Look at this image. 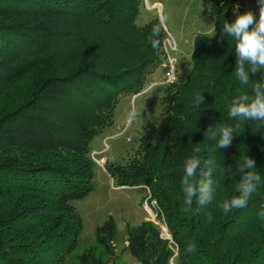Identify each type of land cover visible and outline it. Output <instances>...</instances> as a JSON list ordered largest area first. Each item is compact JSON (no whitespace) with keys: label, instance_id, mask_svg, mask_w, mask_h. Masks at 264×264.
Here are the masks:
<instances>
[{"label":"trees","instance_id":"1","mask_svg":"<svg viewBox=\"0 0 264 264\" xmlns=\"http://www.w3.org/2000/svg\"><path fill=\"white\" fill-rule=\"evenodd\" d=\"M240 1L207 0L213 34L194 38L185 80L163 88L161 120L140 137L133 159L105 165L117 187L148 188V204L155 202L171 237L150 221L127 225L126 249L137 264H170L174 255L177 264H264L257 216L264 186L246 207L223 212L236 195L244 155L264 177V128L228 116L232 100L254 95L262 78L250 74L248 85L240 83L235 41L223 34ZM141 3L0 0V264H66L75 251L83 223L73 203L94 191L91 143L113 124L118 99L140 93L164 54L159 20L137 24ZM198 94L202 103L191 107ZM223 126L239 130L231 145L216 148L207 131ZM193 156L205 171L212 161L219 185L199 211L195 203L187 210L181 184ZM116 235L111 217L96 228V244L108 256ZM78 261L107 263L92 249Z\"/></svg>","mask_w":264,"mask_h":264},{"label":"rangeland","instance_id":"2","mask_svg":"<svg viewBox=\"0 0 264 264\" xmlns=\"http://www.w3.org/2000/svg\"><path fill=\"white\" fill-rule=\"evenodd\" d=\"M141 15L137 20L139 26L157 18L165 36L176 43V51L166 60L163 54L158 62L150 67L145 76L144 87L137 95H122L117 102L113 124L104 128L91 143V154L95 153L94 191L87 197L73 203L82 219L83 230L78 244L66 264H79L78 259L88 250L106 264H137L126 249L127 225L134 227L145 221L153 223L160 234L171 243V237L161 218L156 213H148L145 203L150 199L148 188L117 187L105 170V165H125L135 156L140 137L152 129L161 120L162 106L160 99L166 84L179 83L185 80L191 67L190 56L193 40L197 35L211 36L213 25L208 19L207 0H142ZM252 12L259 15L258 0H241L233 15ZM162 41L166 43L164 39ZM162 52L163 49H162ZM169 65V67H168ZM173 68L175 78L168 82L165 73ZM141 113L137 122L129 123L127 113L131 109ZM154 202V201H151ZM150 204V203H149ZM109 217L117 227L114 255L108 256L103 247L96 244L95 231ZM170 264H177L171 261Z\"/></svg>","mask_w":264,"mask_h":264},{"label":"clouds","instance_id":"3","mask_svg":"<svg viewBox=\"0 0 264 264\" xmlns=\"http://www.w3.org/2000/svg\"><path fill=\"white\" fill-rule=\"evenodd\" d=\"M258 3L260 5L258 18L252 12L238 15L232 23L223 22V34L235 41V76L240 83L248 85L251 79L250 74L252 77L260 73L262 77L253 84L254 95H242L232 100L228 116L238 123L240 121L253 122L258 123L260 128H264V0H258ZM157 31L154 29V34ZM158 45V39L154 38L151 48L156 49ZM246 65H248L247 68ZM202 100V95L198 94L191 107H199ZM138 118H141V113L134 108L126 116L129 123L137 122ZM238 130L233 126H223L218 129L210 127L207 135L209 140H215L216 148H225L231 145ZM197 151L199 150L197 149ZM201 164L202 162L197 156L189 158L185 164V174L181 184L187 210H192L194 203L197 211L206 208L212 203L216 187L219 186L213 179L212 161L207 162L206 171L201 169ZM255 169V161L244 155L237 166V170L241 173V179L236 188V195L223 204L224 213L227 214L234 209L246 207L258 188L264 186V177L254 171ZM198 170L199 178L194 180ZM257 216L261 221H264V210L258 211ZM188 251H192V248L190 247Z\"/></svg>","mask_w":264,"mask_h":264},{"label":"built area","instance_id":"4","mask_svg":"<svg viewBox=\"0 0 264 264\" xmlns=\"http://www.w3.org/2000/svg\"><path fill=\"white\" fill-rule=\"evenodd\" d=\"M164 39L166 40V43L162 41V49H163V51H164L163 53H164V55L166 56V60H167V62H168V60H171V58H170V54H171L172 52H175V51H176V43H174V41L172 40V38H169V37H167V36H166ZM164 39H163V40H164ZM168 67H169V65H168ZM165 78H166V80H167L168 82H171L172 80H174V78H175V73H174L173 68H171V69L169 68V70L165 73ZM94 154H95V153H92V154H91V159L95 161L94 156H93ZM95 163H98V161H95ZM145 208L147 209L148 213L153 214V213H152V212H153L152 210H155L156 213L158 214V212H157L158 208H157L155 202H151L150 204H148V202H146V203H145ZM161 237L164 238V237L162 236V234H161ZM164 239H165V238H164ZM174 257H175V255H174ZM174 257H173V258H174ZM173 258L170 260V262L173 261Z\"/></svg>","mask_w":264,"mask_h":264},{"label":"crops","instance_id":"5","mask_svg":"<svg viewBox=\"0 0 264 264\" xmlns=\"http://www.w3.org/2000/svg\"><path fill=\"white\" fill-rule=\"evenodd\" d=\"M148 219L147 218H145V221H147Z\"/></svg>","mask_w":264,"mask_h":264}]
</instances>
